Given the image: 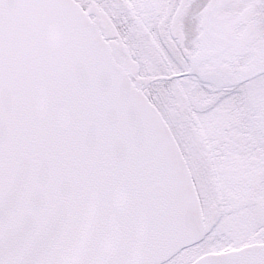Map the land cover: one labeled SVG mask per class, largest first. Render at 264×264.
Wrapping results in <instances>:
<instances>
[{
  "label": "snow or ice",
  "instance_id": "snow-or-ice-1",
  "mask_svg": "<svg viewBox=\"0 0 264 264\" xmlns=\"http://www.w3.org/2000/svg\"><path fill=\"white\" fill-rule=\"evenodd\" d=\"M0 264H264V0H0Z\"/></svg>",
  "mask_w": 264,
  "mask_h": 264
}]
</instances>
